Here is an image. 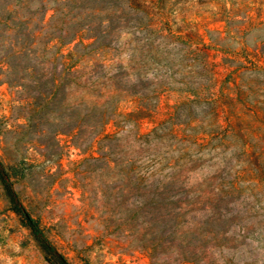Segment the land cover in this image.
<instances>
[{
  "label": "rangeland",
  "instance_id": "1",
  "mask_svg": "<svg viewBox=\"0 0 264 264\" xmlns=\"http://www.w3.org/2000/svg\"><path fill=\"white\" fill-rule=\"evenodd\" d=\"M0 161L69 264H264V0H0Z\"/></svg>",
  "mask_w": 264,
  "mask_h": 264
},
{
  "label": "trees",
  "instance_id": "2",
  "mask_svg": "<svg viewBox=\"0 0 264 264\" xmlns=\"http://www.w3.org/2000/svg\"><path fill=\"white\" fill-rule=\"evenodd\" d=\"M0 182L5 189V192L10 199L12 205H14V209L17 213H20L25 219H27L30 223V227L34 232V235L40 245L47 249V251H54L55 263L56 264H69L67 260L60 254H58L54 248H50V244L48 240L45 238L42 230L39 225L35 223L24 211L23 206L19 202L11 183V176L7 171V168L0 161Z\"/></svg>",
  "mask_w": 264,
  "mask_h": 264
}]
</instances>
